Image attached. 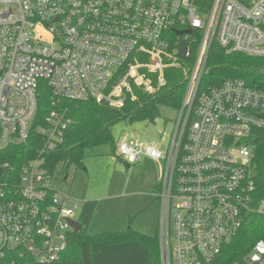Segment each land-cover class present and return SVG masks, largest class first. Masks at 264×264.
I'll return each mask as SVG.
<instances>
[{"label": "built area", "instance_id": "built-area-1", "mask_svg": "<svg viewBox=\"0 0 264 264\" xmlns=\"http://www.w3.org/2000/svg\"><path fill=\"white\" fill-rule=\"evenodd\" d=\"M213 42L264 58V0H0V145L28 138L40 80L56 97L117 107L181 69L186 88L165 148L125 134L112 159L163 161L160 263L206 264L248 213L264 217V196L253 204L250 142L264 129V90L241 78L200 89ZM68 122L51 111L35 127L40 153L63 139ZM54 179L61 174L37 156L17 181L0 182L6 264H56L66 249L82 201ZM235 264H264V239Z\"/></svg>", "mask_w": 264, "mask_h": 264}, {"label": "trees", "instance_id": "trees-1", "mask_svg": "<svg viewBox=\"0 0 264 264\" xmlns=\"http://www.w3.org/2000/svg\"><path fill=\"white\" fill-rule=\"evenodd\" d=\"M239 1L248 4L251 0ZM164 74L165 83L155 92L143 93L135 89L134 96H128L117 107L92 100L76 101L56 97L46 81L40 80L37 88V112L28 138L22 142L0 145V182L17 181L21 166L37 156L44 158L50 171L63 173L71 166L83 167L87 149L101 144H112L115 149L113 127L118 122L152 123L159 116L160 106L172 107L178 111L186 88L185 75L178 68H168ZM225 78H241L247 86L264 90V58L229 52L213 42L200 80V89L219 85ZM51 111H58L63 118L68 119V126L61 141L40 153L43 141L35 132V127L42 124ZM250 142L254 204L264 196V129L257 130ZM158 186L159 184L156 188ZM96 209L95 199L82 201L78 217L82 227L70 234L67 247L56 264H161L158 223L153 235L130 227L123 229L116 226H107L91 234L88 232V225ZM258 239H264V217L250 212L235 236L206 264L242 263ZM0 264H6V259H1Z\"/></svg>", "mask_w": 264, "mask_h": 264}, {"label": "rangeland", "instance_id": "rangeland-1", "mask_svg": "<svg viewBox=\"0 0 264 264\" xmlns=\"http://www.w3.org/2000/svg\"><path fill=\"white\" fill-rule=\"evenodd\" d=\"M177 118L176 109L160 106L159 116L152 123L118 122L113 127L115 144L128 134L164 149ZM113 152L112 144L87 149L83 167L71 166L67 172L60 173L62 179H54L56 188L78 201H97V209L88 225L91 234L116 226L153 235L160 213L156 190L162 180L163 161L141 158L125 168L122 160L112 159Z\"/></svg>", "mask_w": 264, "mask_h": 264}, {"label": "water", "instance_id": "water-1", "mask_svg": "<svg viewBox=\"0 0 264 264\" xmlns=\"http://www.w3.org/2000/svg\"><path fill=\"white\" fill-rule=\"evenodd\" d=\"M123 165L125 166V168H128L129 167V163L126 162V161H123ZM0 172H1V168H0ZM71 223H72V226H73V228H74L75 231L80 230L81 227H82L81 223L78 222V221H72Z\"/></svg>", "mask_w": 264, "mask_h": 264}, {"label": "crops", "instance_id": "crops-1", "mask_svg": "<svg viewBox=\"0 0 264 264\" xmlns=\"http://www.w3.org/2000/svg\"><path fill=\"white\" fill-rule=\"evenodd\" d=\"M142 158H145V159H148V160H151L150 157H147V156H143ZM153 160V159H152Z\"/></svg>", "mask_w": 264, "mask_h": 264}]
</instances>
